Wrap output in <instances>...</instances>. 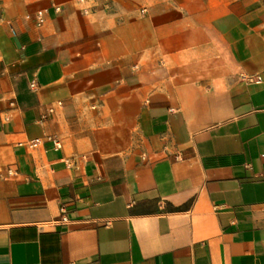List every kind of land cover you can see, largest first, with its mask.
Instances as JSON below:
<instances>
[{
  "label": "crops",
  "instance_id": "crops-1",
  "mask_svg": "<svg viewBox=\"0 0 264 264\" xmlns=\"http://www.w3.org/2000/svg\"><path fill=\"white\" fill-rule=\"evenodd\" d=\"M100 1L0 0V264H264V0Z\"/></svg>",
  "mask_w": 264,
  "mask_h": 264
},
{
  "label": "rangeland",
  "instance_id": "rangeland-1",
  "mask_svg": "<svg viewBox=\"0 0 264 264\" xmlns=\"http://www.w3.org/2000/svg\"><path fill=\"white\" fill-rule=\"evenodd\" d=\"M75 4L82 6V11L84 13H88L94 10L98 6V0H85L83 3H78L76 0H73ZM121 5H131L140 12L141 15L146 13V7L150 4H159V0H120ZM103 5L112 6L115 5L117 2L114 3V0H104L100 1ZM87 9V12L84 10Z\"/></svg>",
  "mask_w": 264,
  "mask_h": 264
},
{
  "label": "built area",
  "instance_id": "built-area-1",
  "mask_svg": "<svg viewBox=\"0 0 264 264\" xmlns=\"http://www.w3.org/2000/svg\"><path fill=\"white\" fill-rule=\"evenodd\" d=\"M78 3H83L85 0H76ZM57 10H59V8H56ZM85 12H87V9L84 10ZM35 21L39 26L44 25L45 21H46V10L44 9H39L36 10L35 13ZM49 111H53V108L50 107ZM49 139L52 141L53 144V148L58 149L61 147V142L60 139L57 136H49ZM38 141V139H34L31 142H29V145H35L36 142Z\"/></svg>",
  "mask_w": 264,
  "mask_h": 264
}]
</instances>
